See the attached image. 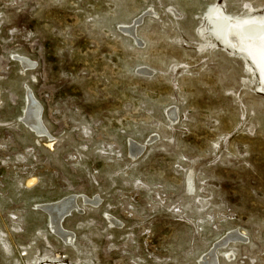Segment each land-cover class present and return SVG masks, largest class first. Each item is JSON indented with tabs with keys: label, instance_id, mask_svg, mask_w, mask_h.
<instances>
[{
	"label": "rangeland",
	"instance_id": "obj_1",
	"mask_svg": "<svg viewBox=\"0 0 264 264\" xmlns=\"http://www.w3.org/2000/svg\"><path fill=\"white\" fill-rule=\"evenodd\" d=\"M217 10L264 0H0V264H264V91Z\"/></svg>",
	"mask_w": 264,
	"mask_h": 264
},
{
	"label": "bare ground",
	"instance_id": "obj_2",
	"mask_svg": "<svg viewBox=\"0 0 264 264\" xmlns=\"http://www.w3.org/2000/svg\"><path fill=\"white\" fill-rule=\"evenodd\" d=\"M214 16L225 20L226 38L223 41L225 45L229 46L230 48L232 47L233 50L239 52L242 55H247L249 59L255 64L259 71L261 80L259 86H261V90L264 91V14H259L243 20H235L233 18L228 19L223 14V12L217 10ZM255 25L262 28V32L258 36L253 37L247 34L246 29ZM249 32L251 34H254L256 33V30L251 29L249 30ZM20 60L24 66L29 65V62L27 60L22 58ZM26 102L27 108L24 115V120L30 127L34 129L35 132L42 133L43 126L40 120V105L37 103V101H35V99L31 97L29 93L27 94ZM94 201L89 202L92 203ZM74 206L75 204L72 202V199H70L67 201L65 200V202H55L42 207L49 215V223L51 224V227L54 230H57L59 235L64 239H69L71 235L61 229L60 222L62 220V216ZM237 234L235 235L237 236ZM236 236H227V238L222 240L220 244H224L228 238H234ZM203 264H217L214 251H210L204 257Z\"/></svg>",
	"mask_w": 264,
	"mask_h": 264
},
{
	"label": "water",
	"instance_id": "obj_3",
	"mask_svg": "<svg viewBox=\"0 0 264 264\" xmlns=\"http://www.w3.org/2000/svg\"><path fill=\"white\" fill-rule=\"evenodd\" d=\"M133 34H134V33H133V31L131 30V35L133 36ZM25 123H26V121H25ZM27 125H28V124H27ZM28 126H29V125H28ZM29 127H30V126H29ZM30 128L33 129L32 127H30ZM33 130H34V129H33ZM139 151H140V149H139ZM139 151H138V152H139ZM136 154H137V152H136ZM73 198H74V197H72V202H75V200H74ZM72 208H73V207H72ZM72 208H70V210H69L68 212H66V213L62 216V218L65 217L67 214H69ZM43 210L46 211L44 208H43Z\"/></svg>",
	"mask_w": 264,
	"mask_h": 264
}]
</instances>
